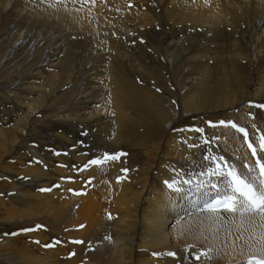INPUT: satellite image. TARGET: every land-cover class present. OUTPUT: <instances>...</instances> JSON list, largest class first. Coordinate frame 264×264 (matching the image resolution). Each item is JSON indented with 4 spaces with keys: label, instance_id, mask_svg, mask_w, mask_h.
Wrapping results in <instances>:
<instances>
[{
    "label": "bare ground",
    "instance_id": "6f19581e",
    "mask_svg": "<svg viewBox=\"0 0 264 264\" xmlns=\"http://www.w3.org/2000/svg\"><path fill=\"white\" fill-rule=\"evenodd\" d=\"M24 19L48 30H20ZM0 45V83L23 78L19 110L0 117V178L11 184L0 186V264L264 259L259 220L255 231L228 213L212 222L165 185L177 170L198 182L213 166L205 155L255 165L244 134L221 120L264 155V0H0ZM31 49L39 56L20 62L33 66L13 71ZM22 131L39 144L25 153L13 145Z\"/></svg>",
    "mask_w": 264,
    "mask_h": 264
},
{
    "label": "snow or ice",
    "instance_id": "6c2138e0",
    "mask_svg": "<svg viewBox=\"0 0 264 264\" xmlns=\"http://www.w3.org/2000/svg\"><path fill=\"white\" fill-rule=\"evenodd\" d=\"M259 107L264 108V105ZM218 123L231 126L237 132L244 134V143L252 153L255 165L245 162L243 169L246 171H241L234 164L220 163L219 161L224 160L223 157L205 155L204 159L210 160L213 166L205 165L202 168L199 174L201 178L198 182L193 183L194 173H187V179H185L184 174L177 170V176L170 181L166 180L165 185L175 191L180 199L187 202L196 212L206 214L212 222H219L222 212L228 213L229 217L237 218L241 224L252 226L255 231L256 222L259 220L261 238L264 240V155H257V149L249 142L243 127L238 126L232 120H221ZM253 126L255 127V125ZM197 131L201 130L197 129ZM256 139L260 152L264 153V135H258ZM119 155V153L116 154V156ZM114 158L108 154L104 156V160ZM102 162L100 158H97L89 161L88 164ZM88 164L84 167H87ZM124 171L127 170L124 169ZM205 176L209 177L207 183L204 180ZM212 177H215V181L211 179ZM44 190L46 189H41V191ZM28 230L21 229V231ZM76 242L79 243V241ZM154 255H159V253H154ZM168 255L171 256L174 253L169 252ZM248 264H251V258ZM256 264H264V259L257 260Z\"/></svg>",
    "mask_w": 264,
    "mask_h": 264
},
{
    "label": "rangeland",
    "instance_id": "374dc122",
    "mask_svg": "<svg viewBox=\"0 0 264 264\" xmlns=\"http://www.w3.org/2000/svg\"><path fill=\"white\" fill-rule=\"evenodd\" d=\"M28 21H29V19H24V20H20V22H19V25H20V30H22V29H24L25 31H26V29H35V28H40V29H42V30H44V31H46V30H48V28H47V26H38V25H36L34 22H32V21H30V24L29 25H26V28H25V25H24V23H28ZM86 43H80L79 44V46H81L79 49L81 50L82 48V50H87V48H89V46H86L85 44H87V40H86V38H84L83 39ZM7 39H6V41H3L2 43H1V45L3 46V43L5 42V43H7ZM82 44V45H81ZM0 45V46H1ZM94 45V44H93ZM87 47V48H86ZM91 49V48H90ZM19 53V54H18ZM24 53L26 54V56L29 58V61H31V60H33V58H37L38 56H39V53H37L35 50H30V51H28V52H26L25 50L24 51H21V52H17V54H16V58H14V61H17V63L19 62V63H21V65H17L15 68H17V69H13V71H19V69H22L23 68V66H25V64H27L28 63V61L26 62V61H24L23 63L22 62H20V61H22V59H23V55H24ZM20 55V56H19ZM84 55H86V54H84ZM11 63H13V62H10V65L8 66V68L10 69L11 67H13V65L11 64ZM23 64V65H22ZM82 64H83V68L85 69V65L86 66H90V64H91V62H90V59L89 58H85L84 60H83V62H82ZM12 65V66H11ZM28 65V64H27ZM22 66V67H21ZM28 66H33V65H28ZM34 67H35V65H34ZM8 68H6V70H8ZM30 69H28V68H26L25 70H24V72H27L26 73V76H31L32 74H31V72L32 71H35L36 70V68H34L32 71H29ZM183 73V72H182ZM19 73H15V74H13V73H11L10 75L9 74H7V79H6V81L5 82H7V83H5V85L3 84V83H0V86L2 85V87H0V117L1 116H7V115H10V114H13V113H16V111L17 110H19V108H17V103L15 102L16 100H18V99H20V96H22L20 93H21V87L20 88H18V85H19V81L22 79L23 80V78H20L19 77V75H18ZM80 76V75H79ZM78 76V77H79ZM15 80V81H14ZM82 84L84 83V78L80 81ZM13 84V85H11V84ZM8 85V86H7ZM10 86H11V88H10ZM4 87V88H3ZM45 87H47V86H45ZM12 91V92H11ZM85 92H87V90H85ZM7 93V94H6ZM18 95H20V96H18ZM83 95V93H81L80 91H79V93L78 94H75V95H73V97L69 100V103L67 104V106H66V108L65 109H59L58 111H61V112H63L64 114L65 113H68L69 112V107H70V102H72V101H74L76 98H79V99H81V96ZM76 96V97H75ZM19 97V98H18ZM17 108V109H16ZM63 110V111H62ZM36 109H30L29 111H27V110H22V111H20L22 114H24L25 115V117H30V116H34L35 115V113H36ZM18 114H19V112H18ZM2 127H5V126H2ZM48 130H50V128L48 127L47 128ZM45 130V129H44ZM22 133H24V131H22ZM37 135H39V136H34V135H32V139L33 140H35L34 138H36V139H40V137L43 135V132L41 131V132H39ZM22 138H20V139H18V138H16L15 139V141H14V143H13V145L15 144V147H16V145H19L20 147H21V151L23 152V153H25L26 151L25 150H28L29 148H33V147H35L37 144H38V142H34V141H31L30 139H29V136L28 135H26V133H24V134H22ZM24 136H25V138H26V140H22L23 138H24ZM34 137V138H33ZM39 145V144H38ZM50 147H48V148H50V149H55V147H51L52 145H49ZM40 147V146H39ZM39 147H38V151L40 152V150H39ZM17 148V147H16ZM17 149H19V148H17ZM81 151H83V149H82V147H81ZM61 152V151H60ZM62 153V152H61ZM63 156V155H62ZM24 156H21V160H23L24 158H23ZM30 158L32 159V160H34V161H39L38 159L39 158H37V156H33V158H32V156H30ZM45 157H43L42 158V162H43V164L44 165H46L47 167H49L50 165H49V161H51V162H54V159H51V157H49V159H46L47 161H45ZM7 164H13L14 165V167H17V166H19V165H23V164H26V163H22V164H15V163H7ZM24 166H21L20 168H23ZM12 169H14L13 167H11ZM15 171H17V170H15ZM0 186H2L3 187V189L5 190V189H7V188H9L10 186H11V184L7 181V180H5L4 178H0ZM0 197L3 199V200H5L6 201V198H5V195L2 193L1 195H0ZM7 202V201H6ZM0 210H2V212H6V210H5V208H3L2 209V207L0 206ZM3 215V214H2ZM3 241H6V239H3ZM0 262H3V261H0Z\"/></svg>",
    "mask_w": 264,
    "mask_h": 264
}]
</instances>
